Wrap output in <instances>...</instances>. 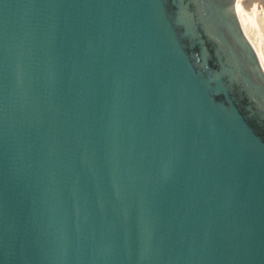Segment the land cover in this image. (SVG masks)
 Wrapping results in <instances>:
<instances>
[{"label": "water", "instance_id": "95a60500", "mask_svg": "<svg viewBox=\"0 0 264 264\" xmlns=\"http://www.w3.org/2000/svg\"><path fill=\"white\" fill-rule=\"evenodd\" d=\"M0 264H264L236 0H0Z\"/></svg>", "mask_w": 264, "mask_h": 264}, {"label": "bare ground", "instance_id": "6f19581e", "mask_svg": "<svg viewBox=\"0 0 264 264\" xmlns=\"http://www.w3.org/2000/svg\"><path fill=\"white\" fill-rule=\"evenodd\" d=\"M253 3L255 4H253V6L251 5V8L249 7L251 10L246 11V8H244V6L240 3V0H236V13L240 24L246 36L252 43L260 64L264 69V39L263 34L260 32V25H264V7H262L263 5L261 6L260 4L257 5V2ZM257 17L261 18L259 19L261 23L258 21Z\"/></svg>", "mask_w": 264, "mask_h": 264}, {"label": "rangeland", "instance_id": "374dc122", "mask_svg": "<svg viewBox=\"0 0 264 264\" xmlns=\"http://www.w3.org/2000/svg\"><path fill=\"white\" fill-rule=\"evenodd\" d=\"M254 2H257V1H254ZM253 4H255V3L251 2V4H250L249 7L251 8V7L253 6ZM256 4H257V5L260 4V5L262 6V3H261V2H257ZM251 5H252V6H251ZM262 7H263V6H262ZM244 8H245V7H244ZM250 8H249V9H245V10H246V11H249V10H251ZM257 18H258V17H257ZM259 19H261V18L259 17V18H258V21H259ZM259 22H260V21H259ZM260 23H261V22H260ZM259 25H260V24H259ZM261 26H262V24L260 25V32L263 34V39H264V27H263L264 25L262 26V30H261Z\"/></svg>", "mask_w": 264, "mask_h": 264}]
</instances>
